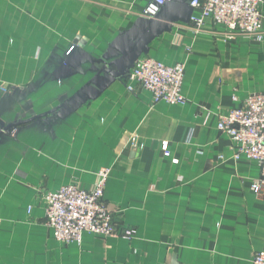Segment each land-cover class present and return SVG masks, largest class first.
<instances>
[{"label":"crops","instance_id":"0c3cea01","mask_svg":"<svg viewBox=\"0 0 264 264\" xmlns=\"http://www.w3.org/2000/svg\"><path fill=\"white\" fill-rule=\"evenodd\" d=\"M148 2L0 0V264H251L264 249L259 165L233 160L217 130L220 113L264 92V40L209 21L194 31L190 0L150 21ZM144 58L184 64L186 105L126 89ZM101 168L104 201L136 238L59 244L41 191L88 188Z\"/></svg>","mask_w":264,"mask_h":264},{"label":"built area","instance_id":"2783aa9c","mask_svg":"<svg viewBox=\"0 0 264 264\" xmlns=\"http://www.w3.org/2000/svg\"><path fill=\"white\" fill-rule=\"evenodd\" d=\"M170 1L149 0L144 15L150 21L157 20ZM189 7L199 12L198 16L189 18L194 31L201 30L209 21L229 39L242 35L257 42L264 40V0H190ZM184 73L182 63L167 65L151 58L139 59L125 74V86L129 92L138 89L149 92L154 104L164 102L184 106L187 104L181 92ZM232 100L238 102L235 96ZM217 130L228 139L233 160L244 158L259 165V176L251 182L250 189L256 196L261 195L264 192V92L249 94L237 107L220 113ZM140 147L137 138L133 137L131 148ZM161 150L169 157L167 142L161 144ZM172 162L177 163V160ZM109 173L108 168L99 169L94 183L88 188L67 184L56 191H41L40 205L56 242L65 246L79 245L86 233L123 240L136 237V230L123 227L118 213L109 210L104 201ZM251 264H264V249L255 254Z\"/></svg>","mask_w":264,"mask_h":264},{"label":"water","instance_id":"95a60500","mask_svg":"<svg viewBox=\"0 0 264 264\" xmlns=\"http://www.w3.org/2000/svg\"><path fill=\"white\" fill-rule=\"evenodd\" d=\"M167 6H168V5H167ZM165 9H166V8H165ZM165 9H164V10H165ZM162 13H163V12H162ZM160 16H161V15H160ZM152 39H153V37H152L151 35L147 34V35L143 38L142 42L140 43V45H139V50L146 52V50H147V45L151 42Z\"/></svg>","mask_w":264,"mask_h":264},{"label":"rangeland","instance_id":"374dc122","mask_svg":"<svg viewBox=\"0 0 264 264\" xmlns=\"http://www.w3.org/2000/svg\"><path fill=\"white\" fill-rule=\"evenodd\" d=\"M120 221H121V219H120ZM122 222V221H121ZM123 227H127V228H133V229H135L136 230V228H134V227H129V226H124V225H122ZM136 235H137V230H136ZM136 238V237H135ZM134 238V239H135ZM118 239H120V238H118ZM133 239V240H134ZM121 240H123V239H121ZM125 241H131V240H125ZM133 254H134V256H136L137 257V253H136V251L135 252H133ZM255 256V255H254Z\"/></svg>","mask_w":264,"mask_h":264}]
</instances>
